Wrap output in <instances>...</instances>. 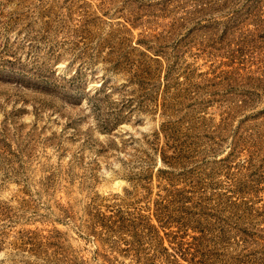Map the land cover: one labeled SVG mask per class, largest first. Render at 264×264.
Returning <instances> with one entry per match:
<instances>
[{
	"label": "rangeland",
	"instance_id": "obj_1",
	"mask_svg": "<svg viewBox=\"0 0 264 264\" xmlns=\"http://www.w3.org/2000/svg\"><path fill=\"white\" fill-rule=\"evenodd\" d=\"M204 235L264 264V0H0V264H198Z\"/></svg>",
	"mask_w": 264,
	"mask_h": 264
},
{
	"label": "trees",
	"instance_id": "obj_2",
	"mask_svg": "<svg viewBox=\"0 0 264 264\" xmlns=\"http://www.w3.org/2000/svg\"><path fill=\"white\" fill-rule=\"evenodd\" d=\"M181 153H178L177 156L173 157L172 159H175L176 161H178L180 159ZM163 160L170 166L175 165V162H171L166 156H163ZM240 193H245L244 188L241 190L239 189ZM169 193H173L174 191L168 190ZM182 193L181 191H179V194ZM166 198H164L162 200V202L158 203L157 202V215L159 218L162 219V221L166 220L168 218V213H166V205H163V201ZM107 220H109V222L113 223V221H111V218H108ZM121 221V220H120ZM115 223V222H114ZM121 224V222H120ZM113 227H116L118 229L121 228V225H114V226H108L107 228H110L111 230L113 229ZM205 239H207L206 235L200 237V238H194L195 240V248L198 247V250H195V252H192L191 254L194 255L195 253H198V256H194V259H196V257L200 256V259L198 260V264H211V262H213V258H214V254H213V247H208L205 243L207 242ZM190 251L191 249L188 248L186 249V251Z\"/></svg>",
	"mask_w": 264,
	"mask_h": 264
}]
</instances>
